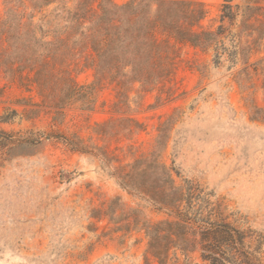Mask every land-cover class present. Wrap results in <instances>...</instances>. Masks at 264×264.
I'll list each match as a JSON object with an SVG mask.
<instances>
[{
    "label": "rangeland",
    "instance_id": "obj_1",
    "mask_svg": "<svg viewBox=\"0 0 264 264\" xmlns=\"http://www.w3.org/2000/svg\"><path fill=\"white\" fill-rule=\"evenodd\" d=\"M61 1L73 8L79 0ZM187 1L207 12L198 30L224 25L230 32L208 50L179 46L172 77L136 84L122 109L108 84L93 111L80 104L54 109L0 72V264H160L148 255L146 227L176 218L123 190L114 171L144 154L158 156L178 188L194 187L217 208L213 222L249 233V250L264 264V39L246 70L241 56L233 59L242 18L233 26L221 19L227 0ZM73 75L80 86L95 80L82 66ZM129 118L138 123L132 135L123 122L105 134L98 129ZM105 151L119 160L106 161ZM166 264L209 263L200 250L173 249Z\"/></svg>",
    "mask_w": 264,
    "mask_h": 264
},
{
    "label": "trees",
    "instance_id": "obj_2",
    "mask_svg": "<svg viewBox=\"0 0 264 264\" xmlns=\"http://www.w3.org/2000/svg\"><path fill=\"white\" fill-rule=\"evenodd\" d=\"M99 1L95 7L92 0H79L71 8L61 0H4L0 72L10 85L36 93L44 105L54 109L80 104L93 111L101 89L108 84L117 90L119 102L114 107L122 109L136 84L150 87L172 77L179 46L208 50L230 32L224 25L217 32L198 30L207 12L187 0H133L123 5ZM232 1H226L221 19L233 26L242 18L243 41L233 59L241 56L247 70L258 52V40L264 39V0H248L245 6H233ZM81 66L94 71L91 85L76 82L73 74ZM30 99L34 101V97ZM122 122L134 134L138 123L131 118L103 123L98 129L105 134L106 128L116 129ZM1 134L11 139L7 133ZM117 135L115 132L112 139L118 140ZM102 154L108 162L119 160L106 151ZM114 171L123 190L176 218L146 227L148 255L160 264H166L173 249L200 250L209 264H258L246 243L249 233L225 221L213 222L220 218L219 210L202 200L194 187L178 188L171 170L158 156L144 154L134 164L114 167ZM197 201L203 203L199 208ZM194 212L199 221L190 216Z\"/></svg>",
    "mask_w": 264,
    "mask_h": 264
}]
</instances>
